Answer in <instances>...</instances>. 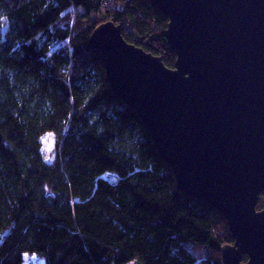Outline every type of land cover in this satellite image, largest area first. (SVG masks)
I'll return each instance as SVG.
<instances>
[{
  "label": "trees",
  "instance_id": "16d2710c",
  "mask_svg": "<svg viewBox=\"0 0 264 264\" xmlns=\"http://www.w3.org/2000/svg\"><path fill=\"white\" fill-rule=\"evenodd\" d=\"M107 21L173 69L151 0H0V264H222L226 220L178 190L88 45Z\"/></svg>",
  "mask_w": 264,
  "mask_h": 264
},
{
  "label": "water",
  "instance_id": "95a60500",
  "mask_svg": "<svg viewBox=\"0 0 264 264\" xmlns=\"http://www.w3.org/2000/svg\"><path fill=\"white\" fill-rule=\"evenodd\" d=\"M173 69L98 25L88 40L111 92L143 123L178 190L220 213L222 264H264V0H151ZM244 257L246 261L244 262Z\"/></svg>",
  "mask_w": 264,
  "mask_h": 264
},
{
  "label": "rangeland",
  "instance_id": "374dc122",
  "mask_svg": "<svg viewBox=\"0 0 264 264\" xmlns=\"http://www.w3.org/2000/svg\"><path fill=\"white\" fill-rule=\"evenodd\" d=\"M53 145H54L53 137L50 134L46 135L44 137V152H45V155L49 159L53 157ZM35 263H37V262H35Z\"/></svg>",
  "mask_w": 264,
  "mask_h": 264
}]
</instances>
